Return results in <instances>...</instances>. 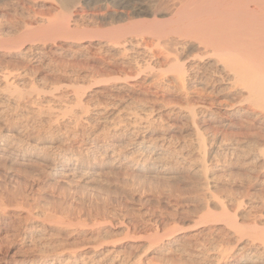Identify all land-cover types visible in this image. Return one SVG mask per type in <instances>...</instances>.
<instances>
[{"label": "bare ground", "instance_id": "6f19581e", "mask_svg": "<svg viewBox=\"0 0 264 264\" xmlns=\"http://www.w3.org/2000/svg\"><path fill=\"white\" fill-rule=\"evenodd\" d=\"M57 1L59 9L55 10V15H45L46 18L36 19L34 17L33 19L30 17L31 15L29 16V10L27 12L29 19L26 18L21 26H16L13 29L14 35L10 34L13 36L0 37V56L8 57L7 60L10 63L4 67L0 66V122L7 118L9 105H5L6 102L14 104L18 110L23 102L25 106L28 105L29 113L34 115L33 91L37 92L39 86H37L38 84L35 86L36 83H33L35 74L33 71L37 72L39 68L45 67L46 69L54 64V57L64 56L65 53L79 57L83 55L86 60L93 57L100 64L98 67L102 66V68L99 67L100 71L97 70L100 75H97L99 73L96 75L89 73L91 75H84L85 77L81 79L78 77L79 81L69 80L72 83L64 87L63 91L56 89L58 92L56 91L55 94H51L52 91H49L51 96H43L42 107L36 105L38 108L34 110L36 117L42 118L41 122H44L48 129L46 133L45 130L41 132L44 131L48 135L41 139L40 134L37 136L38 141L34 142V135L31 137L28 133L27 136H21V134L17 136L10 129H6V133L3 131L4 135L0 134V156L11 155L16 161H24L19 163L23 166L26 163L27 165L33 163L32 165L39 164L45 169L58 165L59 173L52 174L55 176H61L63 171L70 168L74 162V168L65 176H76L77 173H81L80 168L84 166V161L77 159L78 155L75 150V152L73 151V148L71 149L72 145L64 146L62 144V146L59 143L64 142L65 144L72 132L79 130L81 126L83 128L84 124L93 123L96 126H103L102 129L99 126L101 134L99 131L97 133L94 131L93 135L90 134L92 135V144L100 143H96V147L91 146L86 150L92 155L91 158L94 157L92 160L95 161V158L98 157L103 167L114 166V164L122 162H142L143 165L148 166V170L166 171L168 165L184 161L183 163L191 170V164L187 161L189 158L188 149L178 145L177 150H170L171 143L167 140L169 137H165L166 133H161L158 126L169 128L174 124L172 121L189 120L195 127L197 145L203 158L207 153V144L205 136L198 127L204 121L203 119L206 121L217 119L226 123L227 126H234L235 121H241L250 127L259 129L258 131L264 130V0ZM24 6L22 5L20 8H24ZM96 12H100V14ZM88 15L92 16L90 18L95 16L101 23L110 21L111 24L116 25L107 24L111 27L108 26L104 30L97 21L101 28H84L82 24L85 23L83 21L89 17ZM35 24H39L38 27ZM92 51L94 54L91 53ZM82 61L84 62V60ZM125 66L128 67L127 69L130 67L129 71L133 69L136 74H129L125 68L128 71L126 72ZM146 72L147 74L143 77L142 73ZM46 73L43 75L46 76ZM101 74L107 75L109 79L107 76V78L101 77ZM113 74L116 75L115 78H113L115 76ZM111 75L113 77H110ZM192 86H200L203 91L211 95L231 98L232 104L225 106V109L223 107L217 109L213 107L217 101L215 98L203 99L201 97L202 103L196 106L197 104L187 94L188 91H191ZM169 89H173L177 93H179L178 91L182 92L179 94L184 102L180 103H184V106L172 107L173 109L169 110L165 108L164 112H161L162 108H159L161 109H158L159 113L157 107L147 105L150 100L151 103H155L152 100L163 103L164 91ZM114 90L118 92L117 94L120 92L131 93L130 99L127 98L129 95L125 94L128 95L125 98L130 102L132 98L133 100L135 98L136 101V97L141 98V101L142 99L143 101L148 100L147 104L142 105H147L149 109H144L143 106V108L138 106L135 109H129V101L126 99L128 106L122 108L123 101L116 102L113 100L114 97L111 99ZM87 92H91L94 96L111 97L110 99L113 101L106 103L107 99H105V103L101 104L100 99H97L98 96L94 97L97 100L93 99L91 105H89L90 103L86 105L87 102L84 103V98ZM46 93L48 94V92ZM120 97L122 98V95ZM9 99H12L10 100L12 102H9ZM165 100L167 101V99ZM195 100L197 99L195 98ZM143 101L142 103H144ZM124 105L125 103L123 107ZM133 105L131 103V106ZM156 110L158 113H155ZM66 112L71 115L66 122H61V118L63 120L66 117L64 116ZM68 125L71 126L69 131L65 129ZM94 125L92 126L95 127ZM28 126L30 128V125ZM167 128V131L171 129ZM62 129L67 131H65L66 136L61 133L59 135L58 132H61ZM258 131L257 133L254 131L252 134L248 132L256 139L253 137V140L241 145H228L222 150L221 155L230 160L241 161L250 166L252 170L263 173L264 139L263 135L259 134L262 132L258 133ZM108 136L109 138H107ZM87 139H90V136ZM82 141L84 140L82 139ZM66 144L68 143L66 142ZM202 167H205V164ZM28 195L30 196V192H24L22 198L13 199V201L21 206L29 205L27 203V201L29 202ZM10 202L12 201H0V221L8 226L11 225L15 216L11 209L12 206L9 207ZM261 204H264V201ZM215 205L216 212L211 213L210 217L208 216L210 213L205 215V219L207 217L210 219L208 222H224L226 226L232 227L236 231L251 234L263 241L264 245V226L261 220L252 224L249 222V224L244 223L246 225H239L227 210L229 206L227 207L221 201L216 202ZM28 213L19 221L17 217L18 222L13 227L16 230L15 235L20 241L18 249L12 253H10L11 251L9 253L0 252V264H45L47 257L52 258L48 261L49 264H129V259L124 261L114 256L115 250H109L102 257H98L97 250L93 247V249H88L90 251L85 247V249L77 248L69 252L58 251L59 253L50 254V256H44L42 252L44 257L29 255L26 250L33 244L38 247L47 245L44 242L46 240L44 230L40 225L33 226L32 214ZM153 235V239H150L153 240V245L161 244L158 251L169 254L177 249L178 243L177 240H174L172 233L165 236ZM227 254L228 252H212V249L197 253L199 258L209 259L207 261L209 264H241L246 260L251 261L254 258L257 260L259 255L264 254V246L250 245L247 247L246 244L225 257ZM65 255L66 258H64ZM241 255L247 258L241 257ZM229 258L232 259L228 261Z\"/></svg>", "mask_w": 264, "mask_h": 264}, {"label": "rangeland", "instance_id": "374dc122", "mask_svg": "<svg viewBox=\"0 0 264 264\" xmlns=\"http://www.w3.org/2000/svg\"><path fill=\"white\" fill-rule=\"evenodd\" d=\"M22 5H25L27 8L25 6L24 8H20ZM58 5L59 3L57 0H0V37L13 36V32L15 33L13 29H15L16 26H21L22 22L26 21V18L29 19V13V16L31 15L30 17H33V19L34 17L38 19L39 17L46 18L48 15H55L54 13L59 9ZM28 11L29 13L27 14ZM84 12L87 11L84 10ZM96 13L100 14V12ZM88 16L89 17H86V20L83 21L85 22L82 24L84 28L88 27V29H94L102 27V29L106 30L108 26L110 28V25H116L111 24L110 21L101 23L95 16L93 18H90L91 15ZM38 25L39 24L36 26L38 27ZM91 53H93V51ZM92 58L89 57L86 60V57H83V55L79 57L65 53L64 56L54 57L55 65H52L55 69L50 65L51 67L49 66L46 69L45 67H43L44 69L39 68L37 70L38 74H36L37 72L34 70L33 83H36L35 86L37 84V86H39V89H37L38 93L36 90L33 91L34 115L29 113L30 109H28V105L26 104V107L23 102L20 107L18 106L19 110L16 109L14 104L13 106L11 103L6 102L5 105H9L8 111H10L9 113L7 111L6 116L8 119H6L9 121L7 122L5 119L0 122L1 136L6 133V129H10V131L15 135L17 134V136L20 134L21 136H27L28 133L31 137L34 135V142H36L35 140L38 141L37 136L40 134L42 135H40L41 139L43 136H47L48 134L46 135L45 133L48 132V129L45 127V123L43 122V125L41 122L42 118L36 117L34 110L39 106L42 107V100L44 97H50L51 91V94H55L59 89L63 91L65 89L64 87H67L68 84L70 85V83L74 81H79L78 77L81 79L86 75H91L89 73H94L93 75L99 73L97 70L101 69L102 66H99L101 67L99 68V62H97L95 58L90 60ZM7 59L8 57L0 56V66H7L9 63ZM82 60H84L85 63ZM91 64L93 65L91 66ZM125 68L126 66L124 69ZM127 70L129 71L130 67ZM127 70L126 72H128ZM131 70L132 71L128 72L129 74H136V72H133V69ZM48 72L52 73L49 74ZM45 73L47 74L46 76L43 75ZM40 74L42 77L45 76L44 79H42ZM145 74H147V72L142 73V76L144 77ZM97 75H100V73ZM101 75L103 78L107 76ZM110 77L113 76L111 75ZM115 77L116 75L113 78ZM40 79L42 82H40ZM65 81L67 82L65 83ZM42 84L44 85L42 86ZM190 90V92L188 91L189 93L187 92L188 97L197 104L196 106L202 103V98H215L217 101L213 107L217 109L221 107L225 109V106L232 104L231 98L227 99V97L225 98L220 95L215 96L208 94L203 91L200 86H192ZM45 91L48 92V94ZM115 92L114 90L113 96L110 98L113 99L114 97L113 100L116 102L123 101L122 104L120 103L122 108H127L128 104L130 106L128 107L129 109L143 106L144 109L148 110L149 107L154 106L157 107V110L162 108V110H159L164 112L165 108L169 110L182 107L184 104L180 103L184 102L179 94L182 92L178 91L179 93H177V91L175 92L173 89L164 91L165 98L163 103L159 101H157L159 102L157 103L156 100H152V102L154 101L155 103H151V100L149 101L150 103H148V100L143 101V99L142 101L144 103H142L141 98L136 96H134L136 97V101L135 98L133 100L131 97L132 99L130 102L131 93L120 92L119 95L117 94L118 92H116V94ZM125 94L129 95V97H127L129 99L125 98V96H128ZM121 95L123 99L121 97L119 98ZM98 96L99 98H97ZM94 97L100 99L101 104L105 103V99H107L106 103L113 101L105 96H94L91 92H87L84 103L87 102L86 105L89 103V105H91L93 103L92 101L96 99H94ZM195 98L197 100H195ZM125 99L128 100L129 103ZM165 99H167V101ZM10 100L12 99H9V102H12ZM38 102H41V105ZM124 103L125 105L123 107ZM131 103L132 105L138 104L131 106ZM145 103L149 107L147 105H142ZM162 104L167 107H163L164 105ZM158 111L155 113H158ZM65 114L64 116L66 117H63V120L61 118V122H66L71 115L69 112ZM203 120L204 121L201 122L198 127L206 138L207 153L205 158L202 157V153L197 145L195 127L189 120L177 119L172 121L174 124L172 127H169L171 129L158 126V130L162 131L161 133H166L167 136L165 137H169L167 140L171 143L169 146L170 150H177L179 146L188 149L189 158L187 161L191 164V170L183 163L184 161L178 162L179 164L172 163V165H168L166 171H159L156 169L148 170V166L143 165L142 162H122L116 163L114 166L103 167L101 161L98 160L99 158L96 157L95 161L92 160L94 157L91 158L92 155L86 150L88 147H96V143H100L95 142V144H92L91 136L95 132L97 133L99 131L100 133L101 130L99 129L103 126H96L93 123L89 125L84 124L83 128L81 126V129H77L74 131L75 133L72 132V135L66 141L68 144H66V142L65 144L64 142L59 143L64 146L72 145L71 149L73 148V151H76L74 152L78 155L77 159L80 161L82 160V162L84 161V166L80 168L81 173H77L83 178L78 175L72 177L65 176L67 172H70L71 169L74 168V162L70 168L63 171L61 176H55L52 174L59 173L60 169L58 165L45 169L41 167V165L39 166V164L35 163V165H32L33 163L27 165L26 163L23 166L19 163L24 161L17 160V162L11 155L7 154L3 157L0 156V201H12L9 207L12 206L11 209H13L15 214L14 220L12 219L14 222L12 221L13 223L11 222L10 226L0 221V252H16L20 241L17 235H15L14 232H16V230L13 227L19 219L28 212L32 214L33 226L40 225L45 232L46 240H44V242L47 246L38 247L33 244L32 247L26 250L29 255L33 254L38 257L50 256V254L59 253L58 251L69 252L77 248L85 249V247L88 250L93 247L96 248V253L99 255L98 257H102L109 250H115L114 256L124 261L129 259V264L132 262L134 264H209V262H207L209 259L207 260V258L205 259L203 257L199 258L197 253L212 249V252L217 253L228 252L225 256L228 257L240 247L246 246V244L247 247L250 245L258 247L261 245L264 246L263 241L253 237L247 232L236 231L234 228L226 226L224 222L210 223L208 222L210 220L208 217L206 218L207 220L205 219L207 213H210L208 214L209 216L211 213L213 214L216 212L217 209L215 204L221 201V203L223 202L227 207L229 206L227 210L233 215L239 225H246L244 223L249 224V222L252 224L260 222L261 220L264 226V204H261L262 201H264V172L260 173L254 171L250 166L245 165L241 161L235 159L230 160L221 155L222 150L228 145H241L253 140V137L256 139L255 136L251 134L254 131L257 133L259 129L250 127L247 123L244 124L241 121H235L234 126H227L226 123L217 119L212 121ZM28 125H30V128ZM27 127L29 130L31 129L30 132H28L29 130ZM67 128H65L67 131L71 130L70 125H68ZM166 128L169 130L167 131ZM63 129L58 133L59 135L61 133L66 136V130L64 131ZM42 130H45V133L44 131L42 133ZM20 131L22 132L19 133ZM34 133L37 134L35 135ZM258 133L263 135L262 138L264 139V130L261 131L260 129ZM88 136H90V139H87ZM107 138H109V136ZM213 138H215V140L212 141ZM82 139L84 141H82ZM85 158L88 160L91 159L92 161H88L87 159L84 160ZM204 164L205 167H202ZM203 168L206 171V175ZM83 172L86 177H84L85 175ZM257 177L258 179H256ZM24 192H30V196H28L31 198L29 199L27 196L29 202L26 201L29 205L25 204L21 206L19 203H16V201H13V199L22 198ZM168 233H172L174 240H177L179 245L177 244L176 250L169 254H165L158 251L161 244L153 245V240L150 239H153V234L165 236ZM150 242L152 245H150ZM238 246L240 247L238 248ZM244 255H241V257L247 258ZM66 257L65 255L64 258ZM257 258V260L256 258L251 261L246 260L241 264H264V254H262V256L259 255ZM130 259H133L132 262ZM139 259L141 260L138 262ZM231 259L232 258H229L228 261ZM49 260H52V258L47 257V262ZM47 262H45V264L50 263Z\"/></svg>", "mask_w": 264, "mask_h": 264}]
</instances>
